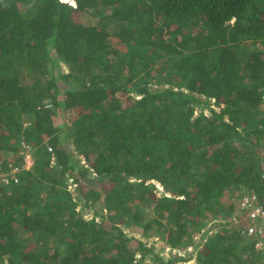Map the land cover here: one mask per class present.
Returning <instances> with one entry per match:
<instances>
[{
	"label": "trees",
	"instance_id": "16d2710c",
	"mask_svg": "<svg viewBox=\"0 0 264 264\" xmlns=\"http://www.w3.org/2000/svg\"><path fill=\"white\" fill-rule=\"evenodd\" d=\"M263 91L264 0H0V149L34 148L0 185V264H259L221 220L233 186L264 200Z\"/></svg>",
	"mask_w": 264,
	"mask_h": 264
},
{
	"label": "built area",
	"instance_id": "2783aa9c",
	"mask_svg": "<svg viewBox=\"0 0 264 264\" xmlns=\"http://www.w3.org/2000/svg\"><path fill=\"white\" fill-rule=\"evenodd\" d=\"M260 118L263 121L259 126L264 129V91L261 93ZM48 150L53 151L51 146H48ZM33 165L34 148L25 141H21L14 152L0 149V185L9 186L12 183H18L20 173L24 170H31ZM160 188L162 189V187ZM221 221L229 222L242 238L252 240L257 249L263 247L264 200L255 191L249 190L243 194L236 202L231 215ZM207 227H210V224ZM188 250L195 252L192 246ZM177 252L181 254L180 250ZM189 262L190 260L184 262V264H189Z\"/></svg>",
	"mask_w": 264,
	"mask_h": 264
},
{
	"label": "rangeland",
	"instance_id": "374dc122",
	"mask_svg": "<svg viewBox=\"0 0 264 264\" xmlns=\"http://www.w3.org/2000/svg\"><path fill=\"white\" fill-rule=\"evenodd\" d=\"M80 20L84 24H94L96 22L95 18L88 16L86 14H83L80 17ZM111 39H112V44L114 46L119 47V48H124L123 45L120 42H118L117 39H115V38H111ZM61 68L64 70L67 69L64 64L61 65ZM215 108L219 110V107H215ZM205 111L207 113H209L208 110H205ZM198 112H199V109L197 110V113ZM67 118H68V115H67V117H64L63 114H60V119L57 122L58 123H64V122H66ZM66 144L69 146V148L71 150L74 149L71 140H69ZM156 185L158 186L159 189H161L160 188L161 185L159 183H156ZM69 188L75 192V195L78 194V191L76 189V185L72 184L71 179H69ZM247 191H249V189L243 185L231 187L228 190V192L225 194V197H224L225 201H226L225 202L226 205H228L229 203L235 204L241 198V196L243 194H245ZM93 211H94V209H92V208H85L83 213L86 217L90 218L93 215ZM121 227H123V229L126 231V233L130 237H132V240H131L132 245L137 246L138 240H142L148 246L154 247L155 252L158 253L161 257L163 256L165 259L175 258L176 256H179V255L183 256V257H187L189 254L193 255V257L195 255V253L193 251H189L188 249L185 251V248H181V247L171 248L170 246H168L166 244L165 240H163L162 237H159V235H157L154 231H150V234L148 236H146L144 234V231H143L140 224H131L130 226H128V225L123 223V224H121ZM199 238H200L199 236H197L195 238L196 243L199 242ZM261 249L264 252V244H263V247ZM178 250H180L181 254H178V252H177ZM150 260H151L150 258H147V261L150 262ZM184 262H187V261H180V262H178V264H184ZM189 264H196V262H195V260L190 259ZM259 264H264V259L261 260V262Z\"/></svg>",
	"mask_w": 264,
	"mask_h": 264
},
{
	"label": "crops",
	"instance_id": "0c3cea01",
	"mask_svg": "<svg viewBox=\"0 0 264 264\" xmlns=\"http://www.w3.org/2000/svg\"><path fill=\"white\" fill-rule=\"evenodd\" d=\"M263 121V120H262ZM262 123V122H261Z\"/></svg>",
	"mask_w": 264,
	"mask_h": 264
}]
</instances>
